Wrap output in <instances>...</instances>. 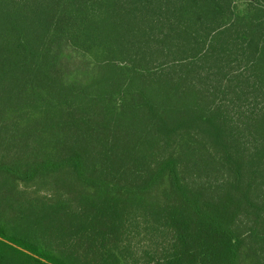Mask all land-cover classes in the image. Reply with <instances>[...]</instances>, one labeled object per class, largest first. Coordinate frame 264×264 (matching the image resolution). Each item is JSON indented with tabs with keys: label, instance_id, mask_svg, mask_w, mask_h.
<instances>
[{
	"label": "trees",
	"instance_id": "16d2710c",
	"mask_svg": "<svg viewBox=\"0 0 264 264\" xmlns=\"http://www.w3.org/2000/svg\"><path fill=\"white\" fill-rule=\"evenodd\" d=\"M0 264H264V0H0Z\"/></svg>",
	"mask_w": 264,
	"mask_h": 264
},
{
	"label": "rangeland",
	"instance_id": "374dc122",
	"mask_svg": "<svg viewBox=\"0 0 264 264\" xmlns=\"http://www.w3.org/2000/svg\"><path fill=\"white\" fill-rule=\"evenodd\" d=\"M19 190L25 191L29 196L38 197L40 196L39 194H41V193H36L35 188H33L32 185L24 186L23 184H19Z\"/></svg>",
	"mask_w": 264,
	"mask_h": 264
}]
</instances>
